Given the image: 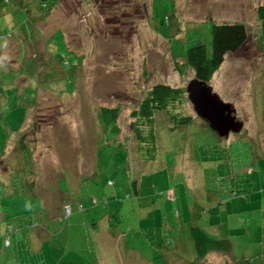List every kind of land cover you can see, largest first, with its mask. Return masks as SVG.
Returning <instances> with one entry per match:
<instances>
[{"label": "rangeland", "instance_id": "rangeland-1", "mask_svg": "<svg viewBox=\"0 0 264 264\" xmlns=\"http://www.w3.org/2000/svg\"><path fill=\"white\" fill-rule=\"evenodd\" d=\"M8 1L25 20L0 16V182L6 184L0 264H126L128 258L165 264L166 254L175 262L164 250L166 231L179 238L175 248L191 262V226L225 237L240 257L250 258L249 250L242 256L243 247L255 238V253L264 227V39L262 49L256 19L264 0ZM224 22L244 23L248 40L225 56L207 85L232 105L244 124L241 133L219 137L184 94L183 112L193 123L170 131L165 112L157 113L156 159L140 160L131 111L154 85L186 91L194 73L173 55L197 45L209 54L211 25ZM5 43L11 46L6 57ZM112 109H118L117 137L100 123L109 120L101 113ZM250 169L256 190L234 196L232 189L242 188L236 177ZM24 182L42 199L55 192L50 210L28 191L11 194ZM64 201L72 208L67 220ZM119 202L120 232L102 239ZM27 213L35 224L30 231L24 219L11 226L4 220ZM93 219L97 233L88 230Z\"/></svg>", "mask_w": 264, "mask_h": 264}, {"label": "trees", "instance_id": "trees-1", "mask_svg": "<svg viewBox=\"0 0 264 264\" xmlns=\"http://www.w3.org/2000/svg\"><path fill=\"white\" fill-rule=\"evenodd\" d=\"M8 0H3V7L0 8V16L2 15H12L11 17H15V19L19 18L21 22L25 20L21 19L23 17L22 11L20 9L10 8ZM30 3L27 1V4ZM9 6V8H8ZM22 7V6H20ZM25 9V8H23ZM16 10H19L20 13H16ZM37 13V11H36ZM28 15V12H26ZM40 14V13H39ZM35 17V14H33ZM256 19L258 21L260 27V36L258 37V47H262L263 43L261 39H264V4H260L256 8ZM165 23H168V17H165ZM16 27V26H15ZM158 30H161L158 28ZM23 31V30H21ZM24 32V31H23ZM9 38V35L7 36ZM1 38V37H0ZM248 40V32L246 25L242 22H224L220 24H212L210 29V43H209V54L207 52V48L205 45H197L190 47L186 50L183 56L173 57L181 58L184 60V63L187 67H189L193 73L194 78L203 81L206 84L209 83L210 78L213 73L220 68L222 63L224 62V58L226 55H232L236 53L242 46L246 44ZM262 45V46H261ZM263 49V47H262ZM80 64H77V67ZM185 89H181L178 87L170 86L167 84H157L154 85L150 91L144 94L142 99L140 100L137 109L131 111L130 117L133 119L131 126V135L133 142L136 145L137 156L140 160L144 161H153L157 156V143H156V135H155V116L159 112H165L168 120L169 130L175 131L181 129L183 127L190 126L193 123V118L190 115H187L183 112L185 108ZM118 115V109H112L108 111H103L101 113V117H108L109 122L100 120L102 127L104 128L105 134L109 132L114 137L119 136V129L116 127L115 120ZM208 128V127H207ZM210 129V128H209ZM242 131V130H241ZM213 133V132H212ZM241 133V132H240ZM214 134V133H213ZM227 139V138H225ZM129 141V140H125ZM133 143V145H134ZM134 148V147H133ZM4 155L0 154V158ZM253 174L254 170L250 169L246 172L240 173L236 178L240 181L242 188H234L232 189V194L234 196H241L245 194H249V192L253 191ZM235 180L233 177L231 181ZM8 185V184H7ZM10 185V183H9ZM20 184L12 186L10 190L13 196L22 194L24 191L27 193V196H31L35 199H38L42 205V210H50V202L52 201V197H54V193H48L44 199L42 192L34 193V188H28L26 182L22 183V188L19 186ZM132 189V194L135 197L139 196V188L134 182ZM6 184L2 181L0 182V191L5 188ZM14 187V188H13ZM18 187V188H16ZM22 191V192H20ZM24 193V194H25ZM51 194V195H50ZM2 196V192H0V197ZM49 197V200L47 199ZM129 198V196H127ZM92 202L93 208L98 205L97 200L92 198L90 200ZM90 202L89 205H90ZM121 208L122 205L119 202L113 212L107 217L108 222V231L103 234L102 239H109L110 237H116L119 231V227L115 226L121 221ZM62 209L64 213V217L62 220H67L72 213V208L67 204V202L62 203ZM82 206L78 207V210H82ZM30 214L27 213L23 218H19L18 215L9 216L4 220L7 221L8 225L15 224L16 222L20 223L23 220V226L26 230L30 231L31 228L35 226L31 218ZM93 223L89 224L88 230L95 231L97 233V223L98 220L93 219ZM11 224V225H12ZM22 224V223H21ZM10 225V226H11ZM9 226V227H10ZM12 228L8 230L7 233H11ZM166 253H170L171 257H174L178 260L172 262L167 258V254L163 255V259L165 264H178L180 260H184L181 253L175 248L176 244L179 242V238L173 235H169V232L166 231ZM189 238L191 241V247L194 253V258L191 262H187L185 264H217L216 262L210 260L208 254L212 252H218L225 256L224 264H262L264 262V258H258V256H253L251 258L245 257H236L232 254L230 249V243L224 240L223 237H218L217 235L209 233L205 228L201 226H191L189 228ZM121 235V234H120ZM125 237V234H122ZM2 235L0 234V238ZM8 239V238H7ZM5 239L6 243L9 240ZM90 243V241H89ZM177 251V252H176ZM90 261L92 264H97L95 259ZM171 262V263H170ZM178 262V263H177ZM62 263V260H61ZM57 263V264H61ZM66 264H75L73 262H69ZM264 264V263H263Z\"/></svg>", "mask_w": 264, "mask_h": 264}, {"label": "water", "instance_id": "water-1", "mask_svg": "<svg viewBox=\"0 0 264 264\" xmlns=\"http://www.w3.org/2000/svg\"><path fill=\"white\" fill-rule=\"evenodd\" d=\"M186 94L197 117L219 137L228 138L231 133L239 134L243 129L244 124L236 119L232 105L223 102L205 82L192 80L186 87Z\"/></svg>", "mask_w": 264, "mask_h": 264}, {"label": "crops", "instance_id": "crops-1", "mask_svg": "<svg viewBox=\"0 0 264 264\" xmlns=\"http://www.w3.org/2000/svg\"><path fill=\"white\" fill-rule=\"evenodd\" d=\"M22 33H26V32H23V31H21ZM19 36V35H18ZM13 44V43H12ZM11 46H10V43H5L4 45H3V47H2V49H1V54H3V55H5V57H6V55L8 54L7 53V48H10ZM6 49V50H5ZM83 155H85V154H83ZM253 191H252V193L256 190V185H255V177L253 176ZM264 204L263 203H260L259 204V209H260V211L259 212H261V215H262V217H261V220H262V218H263V215H264ZM262 212H263V214H262ZM264 224V221H261V225H263ZM45 233L43 234V236L44 237H47V235L48 236H50V233L47 231V230H45L44 231ZM248 233V232H247ZM260 238H258L259 239V243H257V245L259 246L258 247V249H261V250H256V252L254 253L253 252V246L255 245V243H254V240H255V238H253L252 240H251V244H248L249 246H244L243 247V249H244V253H243V255L242 256H245V255H247V251L249 250L250 251V254H249V256H250V258L251 257H253V256H258V258H261V257H263L264 258V227L262 228V232H261V234H260ZM218 237H220L221 238V236H219L218 235ZM255 237V236H254ZM224 238V240L225 241H227L228 242V239H225V237H223ZM229 243H230V249H231V251H232V254L234 255V256H236V257H240L239 256V251H235V249L233 248V246H232V244H231V242H230V240H229ZM192 248H193V246H192ZM131 254V252H129L128 253V256ZM255 254V255H254ZM208 256H209V258H210V260H212V261H214V262H216L217 264H224V260H226L225 259V256L223 255V254H221V253H218V252H210L209 254H208ZM125 263L126 264H130V260H129V258L128 259H126L125 260ZM178 263V262H177ZM264 263V262H263ZM262 263V264H263ZM178 264H180V263H178Z\"/></svg>", "mask_w": 264, "mask_h": 264}]
</instances>
